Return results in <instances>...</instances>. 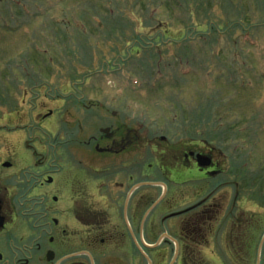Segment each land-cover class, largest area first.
<instances>
[{
    "label": "rangeland",
    "instance_id": "1",
    "mask_svg": "<svg viewBox=\"0 0 264 264\" xmlns=\"http://www.w3.org/2000/svg\"><path fill=\"white\" fill-rule=\"evenodd\" d=\"M89 100L132 106L154 138L139 146L152 182L169 180L163 167L191 142L221 153L225 172L209 181L247 175L263 197L264 0H0V162L14 165L0 172L11 185L30 165L40 178L67 165L72 140L101 122ZM144 189L130 208L141 227L166 201H144Z\"/></svg>",
    "mask_w": 264,
    "mask_h": 264
},
{
    "label": "flooded vegetation",
    "instance_id": "2",
    "mask_svg": "<svg viewBox=\"0 0 264 264\" xmlns=\"http://www.w3.org/2000/svg\"><path fill=\"white\" fill-rule=\"evenodd\" d=\"M82 107L101 122L72 140L78 148L67 165L56 157L59 169L41 178L30 165L17 187L0 172V264H264V196H250L256 187L248 180L209 181L225 172L221 153L190 142L181 160L163 167L169 180L152 182L155 161L139 163L151 133L139 132L132 106L89 100ZM199 154L211 157L209 166ZM13 166L0 162L1 171ZM143 187L144 201H166L160 220L141 227L130 208Z\"/></svg>",
    "mask_w": 264,
    "mask_h": 264
},
{
    "label": "water",
    "instance_id": "3",
    "mask_svg": "<svg viewBox=\"0 0 264 264\" xmlns=\"http://www.w3.org/2000/svg\"><path fill=\"white\" fill-rule=\"evenodd\" d=\"M210 159L208 160V159H206L205 157H201L200 155H199V162H200V164L202 165V166H207V165H209L210 164ZM4 166H10V164H9V162H5L4 163ZM49 181H51V179H49Z\"/></svg>",
    "mask_w": 264,
    "mask_h": 264
},
{
    "label": "trees",
    "instance_id": "4",
    "mask_svg": "<svg viewBox=\"0 0 264 264\" xmlns=\"http://www.w3.org/2000/svg\"><path fill=\"white\" fill-rule=\"evenodd\" d=\"M241 179H242V180H248V181H249V178H248L247 175H246L245 177L242 176Z\"/></svg>",
    "mask_w": 264,
    "mask_h": 264
}]
</instances>
